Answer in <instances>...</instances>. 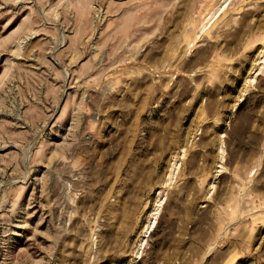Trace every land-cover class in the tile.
Segmentation results:
<instances>
[{
    "label": "rangeland",
    "instance_id": "374dc122",
    "mask_svg": "<svg viewBox=\"0 0 264 264\" xmlns=\"http://www.w3.org/2000/svg\"><path fill=\"white\" fill-rule=\"evenodd\" d=\"M0 264H264V0H0Z\"/></svg>",
    "mask_w": 264,
    "mask_h": 264
}]
</instances>
